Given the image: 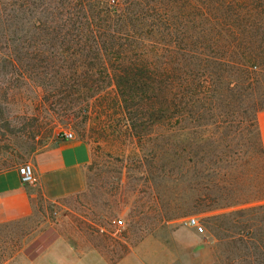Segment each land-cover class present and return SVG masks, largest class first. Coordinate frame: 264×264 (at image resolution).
I'll return each instance as SVG.
<instances>
[{
	"label": "rangeland",
	"instance_id": "obj_1",
	"mask_svg": "<svg viewBox=\"0 0 264 264\" xmlns=\"http://www.w3.org/2000/svg\"><path fill=\"white\" fill-rule=\"evenodd\" d=\"M229 15L201 0H0V170L63 132L90 148L80 192L0 224V264H28L57 224L141 264L264 263V32L245 41L257 67L233 62ZM118 59L160 74L128 108Z\"/></svg>",
	"mask_w": 264,
	"mask_h": 264
},
{
	"label": "crops",
	"instance_id": "obj_2",
	"mask_svg": "<svg viewBox=\"0 0 264 264\" xmlns=\"http://www.w3.org/2000/svg\"><path fill=\"white\" fill-rule=\"evenodd\" d=\"M264 155V109L256 117ZM90 162V148L82 140L54 139L28 162L35 183H21L17 167L0 170V224L27 218L39 205H58L81 191L84 169ZM56 235L28 264H141L131 252L122 253L115 238L105 235L70 233L57 224ZM103 229H100L102 231ZM114 236V234H111Z\"/></svg>",
	"mask_w": 264,
	"mask_h": 264
},
{
	"label": "trees",
	"instance_id": "obj_3",
	"mask_svg": "<svg viewBox=\"0 0 264 264\" xmlns=\"http://www.w3.org/2000/svg\"><path fill=\"white\" fill-rule=\"evenodd\" d=\"M220 13L225 11V14H230L225 18H230L226 26V32L230 34L232 41L227 43V48L232 52L236 59L233 62H242L247 64L249 68L257 67L258 61L254 59L258 57V53L249 49L248 38L258 36L264 32V0H201V10L210 12L211 10ZM117 9H108L104 7V13H117ZM223 29V28H222ZM114 66L113 80L116 86V97L119 101V106H126L133 100L135 96V86L140 84L141 80L152 81L156 83L159 75L158 71L151 67L148 70L147 76L138 72V63L128 61L126 59H118ZM237 60V61H236ZM144 69H147L144 67ZM150 73V74H149ZM162 73H165L162 71ZM152 109L154 112L165 111V107H159L161 102H157V96L153 97ZM165 104V101H163ZM256 245V248L264 250V243ZM263 255V254H262ZM264 264V263H261Z\"/></svg>",
	"mask_w": 264,
	"mask_h": 264
},
{
	"label": "built area",
	"instance_id": "obj_4",
	"mask_svg": "<svg viewBox=\"0 0 264 264\" xmlns=\"http://www.w3.org/2000/svg\"><path fill=\"white\" fill-rule=\"evenodd\" d=\"M60 137L64 140L74 139V135L71 132H63ZM18 174L20 177V181L23 184L31 185L34 184L36 179L33 173L32 166L29 163H25L18 168ZM117 224H121V221L118 220ZM189 227L194 228L197 232L202 231V226L199 225L198 221L195 218H189L185 222Z\"/></svg>",
	"mask_w": 264,
	"mask_h": 264
}]
</instances>
